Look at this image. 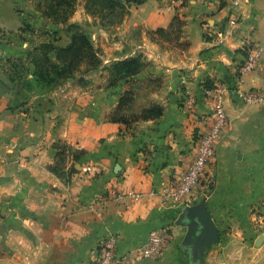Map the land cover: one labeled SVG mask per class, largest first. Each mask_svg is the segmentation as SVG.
Listing matches in <instances>:
<instances>
[{"label": "crops", "instance_id": "obj_1", "mask_svg": "<svg viewBox=\"0 0 264 264\" xmlns=\"http://www.w3.org/2000/svg\"><path fill=\"white\" fill-rule=\"evenodd\" d=\"M18 8L19 0H0V264H95L108 234L118 237V254L130 252L122 264H193L182 245L187 228L176 225L184 206L150 192L179 182L211 125L215 99L203 93L206 79L225 87L228 125L195 190L221 234L199 264H264V241L256 245L264 235V0L130 4L122 21L93 32L102 64L86 80L25 99L17 84H7L14 63L9 71L2 66L27 52ZM69 42L68 35L54 41ZM256 44L263 54L240 78L245 51ZM136 56L141 69L114 83L111 64ZM238 88L262 100L246 103ZM126 92L132 97L119 110ZM188 94L195 96L192 113L184 106ZM153 105L163 114L141 119ZM62 145L66 174L59 176L50 167ZM161 227L171 229V242L143 257L138 248Z\"/></svg>", "mask_w": 264, "mask_h": 264}, {"label": "trees", "instance_id": "obj_2", "mask_svg": "<svg viewBox=\"0 0 264 264\" xmlns=\"http://www.w3.org/2000/svg\"><path fill=\"white\" fill-rule=\"evenodd\" d=\"M48 5L46 9L44 8V14L50 18L59 16V13H63L66 17L65 20H68L69 14H72L76 10V4L80 0H44ZM143 0H85L86 11L93 15L102 17L101 25L107 27V19L116 16L118 20H113L114 23L122 21V19L129 13L128 6L134 3H142ZM41 7V4L38 5ZM115 17V18H116ZM177 19V17H176ZM179 20V19H178ZM112 22V23H113ZM179 24L181 21L179 20ZM180 26V25H179ZM30 27L29 24H24L22 30ZM70 28H74L75 31L71 33L70 42L65 46H56L55 43H48L45 46L51 51L56 52V61H54L50 56H45L44 60L37 61L35 56L37 48L26 53L28 59L31 58V63L34 65V70L37 74V78L40 82L46 83L49 85L54 84L57 79H63L66 74H71L70 68L73 69L74 66H80L81 64L86 65L84 72L91 71L92 69H97L101 64L102 60L100 58V51L95 47L92 42V37L85 31L81 30L77 24H69ZM163 29H158V32H163ZM70 32V31H69ZM65 60V61H63ZM26 60H23V65H25ZM59 62H63L66 65V69L59 66ZM110 66V71L112 73V79L114 83H117L121 79H124L128 76L134 75L137 73L142 65V59L138 56L128 57L116 62H113ZM24 67L14 63V68ZM116 69V71L113 70ZM28 68L26 67V70ZM0 85L5 86L6 84L1 81ZM214 81L211 79H206L203 82V88L213 87ZM132 97L131 92H126L120 98L119 110L127 105L130 102ZM163 114V108L160 105H153L148 109H144L139 116L141 119H154L158 118ZM114 120L120 122H127L124 116L115 117ZM67 147L65 145L58 146L57 160L56 163L50 167V169L59 176H64L66 172L63 170L65 153ZM84 154L83 151H80V155ZM80 155H75V160L79 161ZM76 170L73 165L70 169V172L73 173Z\"/></svg>", "mask_w": 264, "mask_h": 264}, {"label": "built area", "instance_id": "obj_3", "mask_svg": "<svg viewBox=\"0 0 264 264\" xmlns=\"http://www.w3.org/2000/svg\"><path fill=\"white\" fill-rule=\"evenodd\" d=\"M241 0H232L233 7H237ZM221 42V41H220ZM263 48L260 45H251L245 51V58L239 67V77L242 78L246 74L253 71L261 56ZM225 87L218 82H214L213 87H204L203 93L207 97L215 99V109L211 114V125L206 132L201 133L197 138L196 150L194 156L186 168L182 178L176 184L163 187L157 191H151L150 195H158L164 203L174 205L187 206L196 203L199 196L195 190L199 186L201 179L205 176L206 170L211 165L216 156L217 142L224 133L228 125V115L224 102L222 101V92ZM238 97L249 104L258 103L262 100L260 94L253 89L236 90ZM185 109L187 112H193L195 108V96L188 94L185 99ZM86 173L91 171V167L84 168ZM129 195L137 198L143 197L142 192L131 190ZM262 217V227L264 228V203ZM118 237L115 234H108L101 242V252L95 264H122L130 258V252L118 254L116 245ZM172 240V231L169 227H161L152 230L145 243L138 248L143 257L152 258L155 254L164 250Z\"/></svg>", "mask_w": 264, "mask_h": 264}, {"label": "rangeland", "instance_id": "obj_4", "mask_svg": "<svg viewBox=\"0 0 264 264\" xmlns=\"http://www.w3.org/2000/svg\"><path fill=\"white\" fill-rule=\"evenodd\" d=\"M39 4H41L40 8L38 7ZM46 6L48 5L45 3L44 0H22V2L19 0L18 11L22 13L24 24H29L30 27L22 30V34L20 35V37H18V39L21 40V46H23V49H27V52L32 50L33 48L38 49L35 53V56H38L37 61L44 60L45 56H50L54 61H56V52L51 51L45 45L48 43H54V41L61 40L67 35L70 37L71 33H73L75 29L70 28L69 24H77L81 30L87 32L91 37L96 27H101L102 17L100 15L93 16L89 14L85 8V0H80L77 2L75 12L69 14L68 20L64 19L66 16L63 13H59V16L53 18L46 16L43 11L44 8L46 9ZM79 9H84L83 13H80ZM115 17L116 16H112V18L108 17L106 23V26L108 28L114 26L115 23L113 22V20H118L117 17ZM157 33L160 36H162L163 34V32ZM2 37L3 35H0V45L5 44L1 41V39H3ZM92 42L94 43L93 37ZM56 46L60 45L56 44ZM26 53L24 55L18 56L17 58L13 56L9 59L7 58V62H4V64L2 65L6 66L7 71H9L11 67H13V63H16L20 66H24L22 68H14L12 69V73L8 72L6 74V80L8 82L7 84H17V91H19V89L21 88V93L24 95V97H22L24 99L26 98V96L30 97L31 94L39 95L49 93L50 90H53L54 88L59 86H61V90H64V84L66 82H82L86 80L85 76L89 75L91 72H94V70H96L92 69L91 71L84 72L86 69L85 64H81L80 66H74L73 69L70 68L71 74H66L63 79H57L56 81H54V84L49 83L48 85L39 81V79L37 78V74L34 70L35 67L33 63H31V58L28 59L25 56ZM23 60H26L25 65H23ZM58 64L61 69H66L65 63L59 62ZM26 67L28 68L27 70ZM113 70L116 71L115 68H113ZM1 81H3V79L0 78V82ZM2 87L3 86L0 85V88Z\"/></svg>", "mask_w": 264, "mask_h": 264}, {"label": "water", "instance_id": "obj_5", "mask_svg": "<svg viewBox=\"0 0 264 264\" xmlns=\"http://www.w3.org/2000/svg\"><path fill=\"white\" fill-rule=\"evenodd\" d=\"M206 197L201 201L185 206L176 225L187 228L182 245L193 264L203 261L212 245L219 243L221 234L207 206ZM264 241V235L257 240V246Z\"/></svg>", "mask_w": 264, "mask_h": 264}]
</instances>
